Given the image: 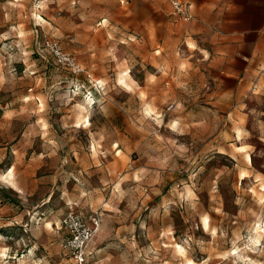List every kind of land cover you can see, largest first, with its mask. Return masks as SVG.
Returning <instances> with one entry per match:
<instances>
[{
  "label": "rangeland",
  "instance_id": "obj_1",
  "mask_svg": "<svg viewBox=\"0 0 264 264\" xmlns=\"http://www.w3.org/2000/svg\"><path fill=\"white\" fill-rule=\"evenodd\" d=\"M179 1L0 0V264H74L72 210L89 264H264V64Z\"/></svg>",
  "mask_w": 264,
  "mask_h": 264
},
{
  "label": "crops",
  "instance_id": "obj_2",
  "mask_svg": "<svg viewBox=\"0 0 264 264\" xmlns=\"http://www.w3.org/2000/svg\"><path fill=\"white\" fill-rule=\"evenodd\" d=\"M189 6L195 15L192 5ZM204 10L203 19L204 14L209 17L211 13H216L211 22L207 18L208 25L216 29L215 38L211 41L215 62L223 65L224 56L229 55L234 63L244 65L242 68L219 67L224 77L239 80L236 86L240 90L243 80L253 79L264 64V0H219L217 4L204 2ZM252 34L253 38H242L243 35ZM243 44L249 50L243 51ZM254 89H259V84Z\"/></svg>",
  "mask_w": 264,
  "mask_h": 264
},
{
  "label": "built area",
  "instance_id": "obj_3",
  "mask_svg": "<svg viewBox=\"0 0 264 264\" xmlns=\"http://www.w3.org/2000/svg\"><path fill=\"white\" fill-rule=\"evenodd\" d=\"M174 11L180 17L190 20V6L182 4L179 0H168ZM98 223H96L97 225ZM62 227L65 228L67 238L64 242V249L69 254L74 264L88 263V246L93 237V226L87 224L75 211H70L62 221Z\"/></svg>",
  "mask_w": 264,
  "mask_h": 264
}]
</instances>
